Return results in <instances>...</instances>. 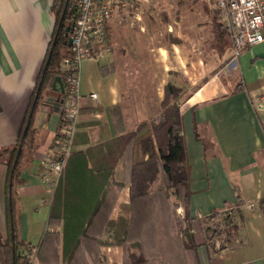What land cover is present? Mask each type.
Instances as JSON below:
<instances>
[{"label":"crops","instance_id":"0c3cea01","mask_svg":"<svg viewBox=\"0 0 264 264\" xmlns=\"http://www.w3.org/2000/svg\"><path fill=\"white\" fill-rule=\"evenodd\" d=\"M171 12L173 18L165 24L164 43L149 50V65L157 108L166 84L181 89L176 105L190 181L186 201L183 191L180 192L179 211L190 222L198 263L264 264V218L256 210L257 202L264 198V42L244 49L233 58L230 38L216 21L212 3L197 0L192 6L173 8ZM115 27L113 19L107 30ZM53 28L51 0H0L2 240L7 236L8 160V155L2 151L16 144L26 125L28 111L36 101L35 87ZM121 73L112 49L98 62L87 59L81 63L80 110L73 152L111 140L120 133L119 127L117 131L113 129L109 112L113 106L121 108L126 129H134L135 126L128 124L130 109L126 106ZM56 87V91L52 88L42 91L31 113L32 135L20 164L21 182L13 187L17 236L33 247L38 245L45 231L60 232L59 227L46 226L52 194L40 179L41 161L60 124L59 100L64 99L61 97L64 94L58 84ZM92 93L97 95L96 100L90 99ZM48 97L60 105L46 102ZM195 126L200 138L206 140L205 146L195 137ZM149 135L150 130H146L140 139ZM145 158L136 146L132 160L140 162ZM127 166V161H121L117 167V174H123V182H126ZM128 195L127 186L118 191L110 219L117 216L121 205L128 203ZM236 197L241 200L239 205ZM229 209L237 210L234 240L211 254L201 221L213 212L221 214ZM118 251L120 259L117 256L112 259L104 252L99 254L105 264H124L122 249L107 247L108 253ZM86 253L91 254V251L81 249L72 264H85L81 257ZM34 264H38L35 259Z\"/></svg>","mask_w":264,"mask_h":264},{"label":"trees","instance_id":"16d2710c","mask_svg":"<svg viewBox=\"0 0 264 264\" xmlns=\"http://www.w3.org/2000/svg\"><path fill=\"white\" fill-rule=\"evenodd\" d=\"M74 2L75 0H51L54 28L35 87L36 101L28 111L26 125L20 131L16 144L2 151L8 155L7 236L4 240L0 239V264H29L31 255L38 264H72L83 248V243L88 241L95 249H85L94 253L97 263H105L98 248L115 246L122 249L124 264H148L146 249L152 244L150 241L156 238L154 225L160 222L165 233L173 231L172 198L179 199L181 191L185 201L189 196V167L181 135V117L176 105L181 89L168 83L156 117L140 121L134 129L127 130L123 124L121 108L113 106L109 109L113 129L117 131L119 127L120 133L111 140L73 152L67 158L52 194L46 222L49 228L59 227L60 232L45 231L36 247L18 238V215L13 200V187L21 182L20 164L32 135L30 119L37 100L42 91H51L56 77L60 78L64 90L67 85V76L60 70V61L69 54L68 41ZM59 101L62 103L63 100ZM147 128L150 129V135L140 139ZM194 133L205 146L206 140L200 138L196 126ZM136 146L146 156L145 160H132ZM121 161L128 162L126 182L116 179L117 167ZM157 183H160L159 187L154 188ZM125 186L129 190L128 203L121 205L117 216L110 219L117 193ZM240 203V198L236 197V204ZM225 205L229 207L227 203ZM256 210L264 218V198L257 202ZM219 215L220 213L213 212L203 219L206 232L207 222ZM236 230L237 226L233 224L224 231L229 243L233 242ZM177 235L178 240L176 239L172 252L173 264H199L190 222L186 216L184 226L177 230ZM206 247L211 254L217 252L207 243Z\"/></svg>","mask_w":264,"mask_h":264},{"label":"built area","instance_id":"2783aa9c","mask_svg":"<svg viewBox=\"0 0 264 264\" xmlns=\"http://www.w3.org/2000/svg\"><path fill=\"white\" fill-rule=\"evenodd\" d=\"M153 0H75L71 18L69 54L60 61L67 85L61 103L59 128L41 161V182L53 194L67 158L74 151L73 138L79 121V71L81 63L98 62L111 47L107 28L113 19H122L131 7L137 8ZM216 11V21L230 38L233 58L248 48L264 42V0H206ZM90 99L96 100L92 93ZM248 207L252 209V205ZM34 264V256L29 257Z\"/></svg>","mask_w":264,"mask_h":264},{"label":"rangeland","instance_id":"374dc122","mask_svg":"<svg viewBox=\"0 0 264 264\" xmlns=\"http://www.w3.org/2000/svg\"><path fill=\"white\" fill-rule=\"evenodd\" d=\"M195 1L197 0H180L178 3L176 0H153L151 3L144 4L141 7H131L127 13L123 14L124 16L121 20L114 19L116 27L112 31L111 28L107 30L110 47L117 57L122 72L126 106L130 109L128 124L131 127H134L139 121L146 120L147 117L150 118L149 116L156 117L159 111L155 102V89L149 65L150 48L164 43L165 24L173 18L171 9L186 8L192 6ZM137 59L139 63L136 62ZM146 130L150 129L147 128ZM116 179L123 181V174L121 172L116 174ZM159 184H155L154 188H158ZM172 203L174 230L165 233L166 231L163 225H160V222L154 225V231H157L155 232L156 238L150 241V244H152L146 249L148 264L175 263L172 252L175 241L178 238L177 230L179 231L184 226V216L183 212L179 211L182 205L179 199L173 197ZM236 212V209H229L221 213L217 218L209 220L208 224L205 225L208 226L206 227L208 228L207 232L205 231L204 221H201L205 240L209 246L219 249L232 243L228 242L224 231L234 224L237 216ZM231 234L233 233L231 232ZM104 238L108 240L107 236ZM82 247V249H95L90 241L83 243ZM107 247L112 246H102L101 250L99 248L98 250L100 253L108 254L112 259L116 256L120 259L119 251L108 253ZM122 256L124 260V254ZM86 257L87 259H85ZM81 260L85 264H100L97 263L93 252L91 254L86 253L83 258L81 257Z\"/></svg>","mask_w":264,"mask_h":264},{"label":"water","instance_id":"95a60500","mask_svg":"<svg viewBox=\"0 0 264 264\" xmlns=\"http://www.w3.org/2000/svg\"><path fill=\"white\" fill-rule=\"evenodd\" d=\"M68 45L70 46V41H68ZM57 84H58V87H59L60 92L63 93L64 92V89L62 87V83L60 81V78H58V77H56L53 80V82H52V85H51L52 90L53 91L58 90V88L56 87ZM46 102H49V103H58V104L60 103V102H54V100H53L52 97H48L47 100H46ZM57 109H58V107L55 108V110H57Z\"/></svg>","mask_w":264,"mask_h":264}]
</instances>
